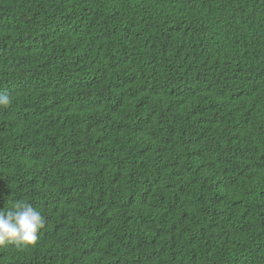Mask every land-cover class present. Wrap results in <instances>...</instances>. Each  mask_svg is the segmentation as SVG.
I'll list each match as a JSON object with an SVG mask.
<instances>
[{"label": "trees", "instance_id": "trees-1", "mask_svg": "<svg viewBox=\"0 0 264 264\" xmlns=\"http://www.w3.org/2000/svg\"><path fill=\"white\" fill-rule=\"evenodd\" d=\"M0 264H264V0H0Z\"/></svg>", "mask_w": 264, "mask_h": 264}, {"label": "clouds", "instance_id": "clouds-1", "mask_svg": "<svg viewBox=\"0 0 264 264\" xmlns=\"http://www.w3.org/2000/svg\"><path fill=\"white\" fill-rule=\"evenodd\" d=\"M7 94L0 95V107L10 105ZM45 226L41 211L31 203L16 202L9 210H0V246L7 243L34 245Z\"/></svg>", "mask_w": 264, "mask_h": 264}]
</instances>
